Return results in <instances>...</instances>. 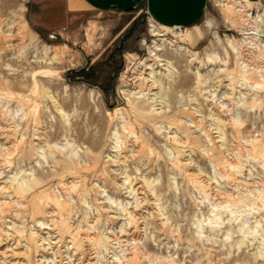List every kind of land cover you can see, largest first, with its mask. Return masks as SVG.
<instances>
[{"label": "rangeland", "instance_id": "1", "mask_svg": "<svg viewBox=\"0 0 264 264\" xmlns=\"http://www.w3.org/2000/svg\"><path fill=\"white\" fill-rule=\"evenodd\" d=\"M239 1L163 39L144 5L0 0V264H264V1Z\"/></svg>", "mask_w": 264, "mask_h": 264}, {"label": "crops", "instance_id": "2", "mask_svg": "<svg viewBox=\"0 0 264 264\" xmlns=\"http://www.w3.org/2000/svg\"><path fill=\"white\" fill-rule=\"evenodd\" d=\"M72 1L77 4V10L101 12L129 11L144 5L157 24L182 29L197 26L209 3V0H66V4L69 6Z\"/></svg>", "mask_w": 264, "mask_h": 264}, {"label": "bare ground", "instance_id": "3", "mask_svg": "<svg viewBox=\"0 0 264 264\" xmlns=\"http://www.w3.org/2000/svg\"><path fill=\"white\" fill-rule=\"evenodd\" d=\"M239 1V0H238ZM241 1V0H240ZM239 1V2H240ZM242 2H245L244 4H242V7L245 9V8H247L248 6H247V4H248V0H244V1H242ZM247 2V3H246ZM240 4V3H239ZM233 5V4H232ZM234 6V5H233ZM237 9V8H236ZM241 11V10H240ZM242 12V11H241ZM249 16V15H248ZM167 29H169V28H167V27H163V30L161 31V30H159L158 28H155V30H154V32H155V34L157 35V36H159V37H162L163 39H166L165 38V36H166V30ZM175 30H179V29H177V28H175ZM180 32H182V30H179ZM179 33V32H178ZM141 79V78H140ZM143 79V78H142ZM141 79V80H142ZM145 80V79H144ZM144 80H142V81H144Z\"/></svg>", "mask_w": 264, "mask_h": 264}, {"label": "built area", "instance_id": "4", "mask_svg": "<svg viewBox=\"0 0 264 264\" xmlns=\"http://www.w3.org/2000/svg\"><path fill=\"white\" fill-rule=\"evenodd\" d=\"M148 12V11H147ZM149 13V12H148ZM177 29H179V30H181V28H177Z\"/></svg>", "mask_w": 264, "mask_h": 264}, {"label": "trees", "instance_id": "5", "mask_svg": "<svg viewBox=\"0 0 264 264\" xmlns=\"http://www.w3.org/2000/svg\"><path fill=\"white\" fill-rule=\"evenodd\" d=\"M129 11H133V9L129 10Z\"/></svg>", "mask_w": 264, "mask_h": 264}]
</instances>
